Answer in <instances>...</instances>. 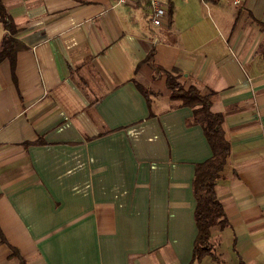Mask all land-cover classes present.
Here are the masks:
<instances>
[{"label":"crops","instance_id":"1","mask_svg":"<svg viewBox=\"0 0 264 264\" xmlns=\"http://www.w3.org/2000/svg\"><path fill=\"white\" fill-rule=\"evenodd\" d=\"M163 1L156 28L148 0H2L22 47L0 62V264H190L212 150L174 71L231 145L216 255L264 264V0Z\"/></svg>","mask_w":264,"mask_h":264},{"label":"trees","instance_id":"2","mask_svg":"<svg viewBox=\"0 0 264 264\" xmlns=\"http://www.w3.org/2000/svg\"><path fill=\"white\" fill-rule=\"evenodd\" d=\"M0 24L5 31L0 41V62L8 58L14 64L16 53L22 46L14 37L17 28L2 0H0ZM153 54L151 52L145 61L151 64L154 71H161L154 64ZM165 73L167 86L171 90V98L180 105L193 108L192 120L201 125L212 150V156L209 159L196 165L192 182L196 201L194 219L197 235L190 264H198L206 256H212L216 264H222L216 255L212 230L214 228L223 230L229 225L228 217L216 193V185L222 177L231 153V145L225 138L222 126L224 117L222 114L211 111V95H202L195 86L184 88L180 81L183 75L179 71Z\"/></svg>","mask_w":264,"mask_h":264},{"label":"built area","instance_id":"3","mask_svg":"<svg viewBox=\"0 0 264 264\" xmlns=\"http://www.w3.org/2000/svg\"><path fill=\"white\" fill-rule=\"evenodd\" d=\"M117 4H126L128 0H116ZM151 7L150 22L154 27H161L168 15V6L163 0H148ZM236 6H243L246 0H228Z\"/></svg>","mask_w":264,"mask_h":264}]
</instances>
